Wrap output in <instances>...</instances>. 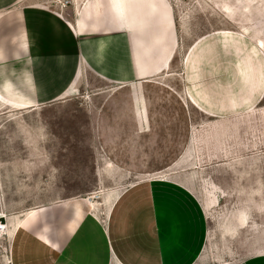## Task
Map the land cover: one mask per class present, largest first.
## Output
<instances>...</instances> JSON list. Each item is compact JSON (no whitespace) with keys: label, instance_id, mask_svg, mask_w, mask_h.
<instances>
[{"label":"rangeland","instance_id":"374dc122","mask_svg":"<svg viewBox=\"0 0 264 264\" xmlns=\"http://www.w3.org/2000/svg\"><path fill=\"white\" fill-rule=\"evenodd\" d=\"M167 2L178 45L164 74L89 79L57 102L0 109V186L37 203L160 177L188 125L209 120L206 158L180 165L197 167L185 183L208 224L205 264L264 254V0Z\"/></svg>","mask_w":264,"mask_h":264},{"label":"crops","instance_id":"0c3cea01","mask_svg":"<svg viewBox=\"0 0 264 264\" xmlns=\"http://www.w3.org/2000/svg\"><path fill=\"white\" fill-rule=\"evenodd\" d=\"M171 16L167 0H0V109L57 102L89 79L159 77L178 45ZM211 125H188L182 155L160 177L37 203L6 199L0 186V264H205L208 224L185 183L197 167L180 165L206 158L197 152ZM230 264H264V254Z\"/></svg>","mask_w":264,"mask_h":264},{"label":"built area","instance_id":"2783aa9c","mask_svg":"<svg viewBox=\"0 0 264 264\" xmlns=\"http://www.w3.org/2000/svg\"><path fill=\"white\" fill-rule=\"evenodd\" d=\"M66 4H67V2L65 1L64 5H66ZM5 231H6V224L4 221V216L0 215V237H2L5 234Z\"/></svg>","mask_w":264,"mask_h":264}]
</instances>
